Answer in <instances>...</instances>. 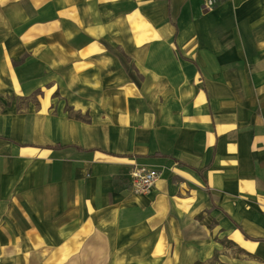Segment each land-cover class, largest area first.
<instances>
[{"label":"crops","instance_id":"crops-1","mask_svg":"<svg viewBox=\"0 0 264 264\" xmlns=\"http://www.w3.org/2000/svg\"><path fill=\"white\" fill-rule=\"evenodd\" d=\"M201 2L0 0V99L40 96L31 113L0 109V264L96 259L100 245L104 264H160L164 228L192 244L168 257L187 264L197 242L181 232L219 215L264 245L238 221L264 211V0ZM195 36L239 92L130 70L181 62L200 78L179 48ZM133 165L161 172L147 195L131 192Z\"/></svg>","mask_w":264,"mask_h":264},{"label":"rangeland","instance_id":"rangeland-1","mask_svg":"<svg viewBox=\"0 0 264 264\" xmlns=\"http://www.w3.org/2000/svg\"><path fill=\"white\" fill-rule=\"evenodd\" d=\"M223 1L225 0H218L216 6L211 10H207L204 8L202 0V12L203 13H211L213 12ZM199 35V34H198ZM199 37L195 36L190 39V41H186L184 43L179 44L180 53L183 56L189 57L194 59L198 65V69L200 70V78L194 69H192L189 65L181 64V62L172 63L171 66H161L159 67H147L148 71L142 70L139 72L137 69L130 66V70L132 69L135 75L138 76L140 81L145 80V76L150 75H168L169 73H176L178 77H186L187 81L190 79L189 77L193 78V87L200 89L204 88L207 94H211L212 91L222 93L225 89L222 87L224 85L228 86V91L231 93L232 91L235 92L233 89L237 90L238 84L237 78L239 77V73H235L231 70L230 73H225L224 69H219L215 63L216 53H211L208 51H201L199 48L198 43ZM175 54V52H173ZM178 60L179 57H177ZM236 74V76L234 75ZM213 76L222 77V80H213ZM238 76V77H237ZM184 80H182L181 87L184 86ZM142 85V84H141ZM151 84L149 88L145 89V92H150L149 95L151 96L152 89ZM141 89V88H140ZM237 92H239L237 90ZM259 94L261 92L258 91ZM55 96L58 97V94L55 93ZM33 97V96H32ZM40 96L36 97H24V96H15L12 95L11 97L5 96L0 99V109H4L5 107H10L12 110L16 109V114H24L25 112H34L36 105L34 104L35 101L38 103V99ZM261 100H263L262 95ZM56 99V98H55ZM58 99L55 100L54 104H52L53 109L51 113L56 114L57 107H58ZM61 101V100H60ZM60 109H67V106L63 104V102H59ZM144 107L149 108V104L145 100ZM69 115L75 116L77 114H73L69 111ZM84 117H80L81 120H85L88 118V114H84ZM77 117V116H76ZM79 117V114H78ZM145 166V165H143ZM148 167V166H146ZM153 168V167H149ZM155 169V168H153ZM157 170V169H155ZM158 171V170H157ZM130 178V177H129ZM156 183V182H155ZM154 186V185H153ZM152 186V187H153ZM131 189V188H130ZM151 190V189H150ZM149 190V192H150ZM147 192L144 195H147ZM133 194V193H132ZM134 195V194H133ZM136 196V195H135ZM139 196V195H137ZM207 216L204 218L206 219ZM241 225L243 226L244 230L247 233H264V211L260 210V213L257 214L256 217L253 219H243L238 220ZM207 224L209 228L204 225V227H193V226H186L181 232V235L184 236V239H188L189 241H196L197 244L194 245V250L196 252V257H194L190 262L187 264H264V245L257 244V243H244L237 240L235 237L234 231L230 225L225 221L222 216H218L217 218H211ZM207 228V229H206ZM127 230V229H123ZM166 234V241L165 244L161 247V257L162 260L160 264H184L182 260L180 261H171L168 257H173L176 251L179 253L186 251L190 252L193 247L192 244H172L171 239L169 237L168 229H163ZM48 234V233H47ZM103 231V235H104ZM99 235V234H98ZM102 235V236H103ZM50 237V235H49ZM100 237V236H99ZM54 237H50L52 239ZM237 240L238 243L235 241ZM159 243V242H157ZM237 243V244H236ZM199 246V247H196ZM103 245H100L98 248V257L95 258H86L81 260H64L65 264H104V248ZM151 248V247H150ZM181 251V252H180ZM186 254V253H182ZM166 258V259H163ZM200 258V259H199ZM145 262H148L146 260Z\"/></svg>","mask_w":264,"mask_h":264},{"label":"built area","instance_id":"built-area-1","mask_svg":"<svg viewBox=\"0 0 264 264\" xmlns=\"http://www.w3.org/2000/svg\"><path fill=\"white\" fill-rule=\"evenodd\" d=\"M218 0H204L203 6L211 10ZM161 172L143 165H133L129 172L130 188L134 195H144L152 188L159 179Z\"/></svg>","mask_w":264,"mask_h":264}]
</instances>
